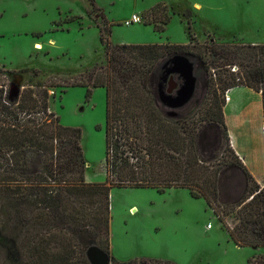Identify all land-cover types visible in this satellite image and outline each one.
<instances>
[{
	"label": "trees",
	"instance_id": "obj_1",
	"mask_svg": "<svg viewBox=\"0 0 264 264\" xmlns=\"http://www.w3.org/2000/svg\"><path fill=\"white\" fill-rule=\"evenodd\" d=\"M160 6L152 10L154 18ZM169 23L165 17L163 25ZM155 29L165 30L161 25ZM99 31L107 64L73 86L86 88L87 99L94 88L106 90L104 183L87 182L82 130L63 126L60 117L49 112L46 87L26 88L15 100L0 89V259L4 264H91L88 249L96 245L111 264H174L120 262L112 255L114 188H152L163 194L187 189L194 199L206 201L236 246L264 247V238L253 242L252 237L253 228H264V187L235 154L224 117L226 94L236 87L261 93L264 110V45L199 46L194 35L187 45L106 44ZM173 55L197 58L210 75L205 120L208 127L223 130V156L229 155L224 165L239 167L247 176L245 193L233 204L219 203V172L208 174L201 165L200 128L170 117L156 103L152 75L160 60ZM217 55L229 65L238 63V73H226L227 68L217 73L224 68L214 59ZM234 213L235 226L226 227V217ZM247 264H264V256L252 257Z\"/></svg>",
	"mask_w": 264,
	"mask_h": 264
},
{
	"label": "rangeland",
	"instance_id": "obj_2",
	"mask_svg": "<svg viewBox=\"0 0 264 264\" xmlns=\"http://www.w3.org/2000/svg\"><path fill=\"white\" fill-rule=\"evenodd\" d=\"M156 2L0 0V71H7L0 73V89L3 87L15 100L26 88H47L49 112L59 116L63 126L82 130L89 183L106 181V90L94 88L92 97L87 99V89L73 84L107 64L106 46L100 41L99 28L109 44L187 45L194 35L199 46H247L253 44L242 41L240 36L264 38V0ZM156 4L162 10L154 18L152 10ZM132 15H138L142 21L126 26ZM165 17L170 18L166 26ZM159 25L165 28L163 32L155 29ZM214 59L224 66L217 73L226 68L229 71L226 73H238V63L229 65L222 55ZM204 71L195 57L168 56L157 63L151 86L156 103L165 114L188 123L192 121L200 128L201 165L208 174L219 172V203L233 204L237 201L224 200L245 189L244 179L240 178L244 174L239 167L224 165L229 155L223 156L226 147L223 130L208 127L205 120L207 85L211 78ZM229 93L230 90L226 97L230 98ZM229 101L225 98L226 103ZM111 214V251L120 262L238 264L237 257L247 253L241 248L231 252L226 228L206 201L192 199L187 189L167 190L163 194L152 188H114ZM235 217L236 213L226 217V227L235 226ZM207 225L214 230L207 232ZM252 237L253 242L264 238V228H253ZM88 259L91 264H111L96 245L88 249ZM0 264H4L2 259Z\"/></svg>",
	"mask_w": 264,
	"mask_h": 264
},
{
	"label": "crops",
	"instance_id": "obj_3",
	"mask_svg": "<svg viewBox=\"0 0 264 264\" xmlns=\"http://www.w3.org/2000/svg\"><path fill=\"white\" fill-rule=\"evenodd\" d=\"M157 1L156 3L159 4L163 3L165 0ZM150 9H142L141 11L144 12ZM240 38L242 41L249 44L264 45V38L260 36H252L249 34L244 37L240 36ZM229 95L230 101L224 106V117L232 148L247 171L255 179L256 183L264 187V110L262 95L248 87L233 88L230 90ZM242 173L244 177L240 176V178L244 179L245 189L241 191V193L238 192L237 196L236 193L233 194L236 196L235 199L233 195L226 196L224 202L227 200L233 202L238 201L244 195L247 187V177L244 172ZM191 198L194 199L192 196ZM207 227L205 229L207 232L214 230V227ZM228 246L231 252H233V250L236 252L235 250L237 248H241L236 246L231 240L228 241ZM241 249L245 250L247 253L239 255V258L237 257L238 264H247L248 260L252 257L264 256V247H246Z\"/></svg>",
	"mask_w": 264,
	"mask_h": 264
},
{
	"label": "built area",
	"instance_id": "obj_4",
	"mask_svg": "<svg viewBox=\"0 0 264 264\" xmlns=\"http://www.w3.org/2000/svg\"><path fill=\"white\" fill-rule=\"evenodd\" d=\"M141 21H142L141 17H139L138 15H132L131 19L126 21L125 25L131 26L134 24H140ZM229 100H230V98L227 96L226 101H229ZM208 228H211V225H209Z\"/></svg>",
	"mask_w": 264,
	"mask_h": 264
},
{
	"label": "bare ground",
	"instance_id": "obj_5",
	"mask_svg": "<svg viewBox=\"0 0 264 264\" xmlns=\"http://www.w3.org/2000/svg\"><path fill=\"white\" fill-rule=\"evenodd\" d=\"M36 47H37L38 49H42L41 44H37Z\"/></svg>",
	"mask_w": 264,
	"mask_h": 264
},
{
	"label": "water",
	"instance_id": "obj_6",
	"mask_svg": "<svg viewBox=\"0 0 264 264\" xmlns=\"http://www.w3.org/2000/svg\"><path fill=\"white\" fill-rule=\"evenodd\" d=\"M105 254V253H104ZM106 255V254H105ZM107 257V256H106ZM108 258V257H107Z\"/></svg>",
	"mask_w": 264,
	"mask_h": 264
}]
</instances>
